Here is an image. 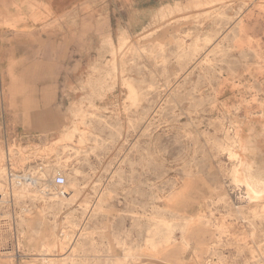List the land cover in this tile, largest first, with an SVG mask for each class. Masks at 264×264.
I'll list each match as a JSON object with an SVG mask.
<instances>
[{"label": "rangeland", "instance_id": "374dc122", "mask_svg": "<svg viewBox=\"0 0 264 264\" xmlns=\"http://www.w3.org/2000/svg\"><path fill=\"white\" fill-rule=\"evenodd\" d=\"M125 1L0 35V264H264V0Z\"/></svg>", "mask_w": 264, "mask_h": 264}, {"label": "crops", "instance_id": "0c3cea01", "mask_svg": "<svg viewBox=\"0 0 264 264\" xmlns=\"http://www.w3.org/2000/svg\"><path fill=\"white\" fill-rule=\"evenodd\" d=\"M86 1L0 0V35L29 33L61 18L69 19V15L78 13Z\"/></svg>", "mask_w": 264, "mask_h": 264}, {"label": "bare ground", "instance_id": "6f19581e", "mask_svg": "<svg viewBox=\"0 0 264 264\" xmlns=\"http://www.w3.org/2000/svg\"><path fill=\"white\" fill-rule=\"evenodd\" d=\"M235 142L238 147L242 146L241 139L236 138ZM230 155H235V153H230ZM254 169L252 162L248 164L242 157L234 156L231 169L233 190L248 201L264 197V175H257Z\"/></svg>", "mask_w": 264, "mask_h": 264}]
</instances>
